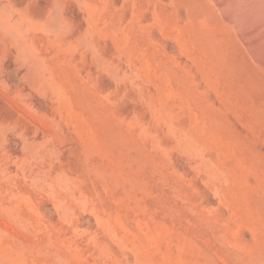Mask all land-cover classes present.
I'll return each instance as SVG.
<instances>
[{
	"label": "rangeland",
	"instance_id": "374dc122",
	"mask_svg": "<svg viewBox=\"0 0 264 264\" xmlns=\"http://www.w3.org/2000/svg\"><path fill=\"white\" fill-rule=\"evenodd\" d=\"M210 4L0 0V264H264V64Z\"/></svg>",
	"mask_w": 264,
	"mask_h": 264
},
{
	"label": "bare ground",
	"instance_id": "6f19581e",
	"mask_svg": "<svg viewBox=\"0 0 264 264\" xmlns=\"http://www.w3.org/2000/svg\"><path fill=\"white\" fill-rule=\"evenodd\" d=\"M210 2L213 4V6L210 4L211 10L235 28L245 49L264 64V0H210ZM209 24L210 22L207 23ZM235 36L237 37L236 34Z\"/></svg>",
	"mask_w": 264,
	"mask_h": 264
}]
</instances>
